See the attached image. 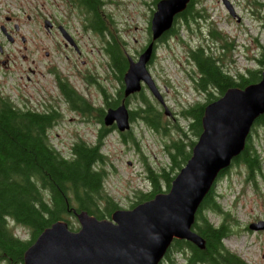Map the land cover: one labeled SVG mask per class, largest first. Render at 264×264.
I'll return each instance as SVG.
<instances>
[{
  "label": "rangeland",
  "instance_id": "1",
  "mask_svg": "<svg viewBox=\"0 0 264 264\" xmlns=\"http://www.w3.org/2000/svg\"><path fill=\"white\" fill-rule=\"evenodd\" d=\"M5 1L10 14L17 16L15 11L18 12V10L15 5L21 3L20 0ZM43 1L50 8L52 0ZM104 1L106 4L101 8L102 16L105 13L108 14L110 25L114 24L115 34L119 37L125 53L136 59L151 38L150 19L156 10L154 0ZM230 1L235 9L234 15L228 14L221 0H197L195 8L206 14L207 19H197L195 16L196 19L186 28L183 19L178 18L176 21L177 18H175L172 26L176 25L178 34L189 43V48H195L206 39L208 43L206 46H210L208 50L211 52L213 45L207 37L206 27L212 25L225 33L235 45V49L229 54L230 58L227 56L222 61L225 72L235 73L236 68L243 71L246 67H251V70L263 69L256 61L264 48V22L253 13V5L258 0ZM259 1L264 2V0ZM61 17L60 14L59 18ZM19 20L28 22L25 16ZM82 20L78 13L70 8L69 31L75 43L73 48L56 50L44 40L45 44L42 48L34 38L37 35L35 30L26 34L30 39L26 48L21 42L10 45L14 47V52L18 51L16 58L6 66L0 65V79L5 77L8 80L1 87L0 95H9L15 103H18L17 95L32 97V103H44L50 99V104L58 107L61 121L53 127L54 129L48 130V140L52 147L64 157L70 156L72 145L77 138L90 144L95 143L98 130L95 111L104 106L103 90H106L110 97H114L120 85L119 74L114 70L108 55L104 52L105 42L102 35L91 30L83 32ZM47 27L48 25L42 26V37L46 34ZM28 28H34L33 24ZM178 34L169 35L164 42H158L155 51L156 59L154 64L149 66V71L163 92L166 104L176 113V118L186 124L187 120L180 118V110L197 100L204 102L206 96L205 93L194 88L189 78L193 67L187 61L186 47L179 42ZM44 51H48L49 55L46 56ZM23 53L26 54L25 58L21 56ZM221 53L222 51L219 50L215 57L220 59ZM125 57L128 59L126 55ZM49 63L54 64L53 71L56 73L46 70V64ZM28 66H34L35 69L33 74L29 72L30 80L9 77V72H15L18 68L26 70ZM63 81L93 108L88 115L89 122L85 123L81 115L71 109L70 103L62 99L59 86ZM122 86L124 88L123 81ZM144 92L158 106L154 97L146 89ZM128 99L126 104L131 110L136 105L135 94L127 97L126 101ZM18 111L21 112L22 109ZM167 119L172 121L171 118L167 117ZM138 121L139 119L132 120L129 130L124 131L126 136L133 138V141L123 143L114 132L105 136L102 141L101 150L108 156L103 167L109 171L104 187L121 208H130L138 200L137 190L148 189L142 155L156 170L167 167L169 164L165 150V143L170 141L169 138L150 130L143 125L142 121ZM250 134L253 146L263 157V176L259 186L264 194V127L258 126L257 130L253 128ZM173 136H176L174 132ZM133 144H138L142 153L136 151ZM244 176H246L245 167L233 164L227 174L216 181L215 190L219 195L222 209L231 211L238 221L237 224H228L231 233L222 242L229 252L238 255L244 263L264 264V234L251 233L246 228L243 229L250 221L264 217V197L254 192L251 185L245 182ZM206 216L214 226L221 225V216L218 211L212 210V213H206ZM77 224L76 222L75 225ZM8 227L11 230L10 226ZM11 227L15 228L14 224H11ZM15 234L23 240L31 237L29 230L23 227H19ZM182 255L174 252L170 257L174 264H185L184 253ZM161 264L169 263L165 258Z\"/></svg>",
  "mask_w": 264,
  "mask_h": 264
},
{
  "label": "trees",
  "instance_id": "2",
  "mask_svg": "<svg viewBox=\"0 0 264 264\" xmlns=\"http://www.w3.org/2000/svg\"><path fill=\"white\" fill-rule=\"evenodd\" d=\"M81 1L92 14L93 20L90 19L88 23L91 31L102 35L105 42L104 52L119 74V91L114 97H110L103 90L104 106L95 111V118L98 115L103 126L100 127L103 128L101 133L98 132L97 143L76 140L69 157L62 156L48 140L50 117L25 110L19 112L7 98H0V264H24L23 256L27 248L45 228L58 220H65L71 229H75L78 226L75 225L76 213L86 211L98 219H104L109 218L120 207L104 187L109 171L103 167V163L108 156L101 151V144L103 137L115 127L105 126L101 116L106 107L114 106L119 98H124L122 76L128 61L119 37L115 34L114 24L110 25L107 13L104 16L101 14L102 1ZM156 1L154 0L155 3ZM196 3L197 0H190L185 9L176 15V21L178 18L183 19L186 28L196 19L195 16L197 19H207L206 14L195 8ZM253 6L264 8V2L257 1ZM261 18L264 22V14ZM206 31L209 42L213 45L212 52L208 50L210 46H206V39L195 48H189V44L180 38L176 25L158 40L164 42L169 35L178 34L179 42L186 47L187 61L193 67L189 78L197 91L205 93L204 102L197 100L180 110V118L187 120L186 124L178 119L175 122L168 120L144 89L135 94L136 105L130 110V119L142 120L157 133L167 136L170 141L165 143L169 160L167 167L156 170L142 155L149 189L136 191L138 200L132 207L169 190L171 181L190 157L195 139L202 132L201 119L206 104L216 100L229 88H245L261 78L262 69L246 68L244 72L235 70V74L225 72L222 61L227 56L230 58L229 54L235 49V45L225 33L212 25H208ZM219 50L222 51L220 59L215 57ZM155 59L154 51L149 65H153ZM256 61L261 68L264 67V48ZM67 95L70 96V93L67 92ZM70 98L73 101L72 106H83L90 110V114L93 111L91 105L72 89ZM255 123L264 127V113ZM173 132L176 136H173ZM125 138L133 141L131 136ZM136 151L142 153L138 144ZM261 163L262 158L249 135L243 150L232 160L231 165H243L247 176L255 178L262 175ZM226 171L228 169L222 170L219 175L223 176ZM207 209L224 214L220 227L217 228L209 222ZM229 216V211L222 209L210 189L196 211L193 224V230L204 240V247L199 248L189 241L174 239L166 258L171 261V253L180 251L189 254L186 264L199 261L207 264H246L236 254L229 252L222 243L223 238L231 232L228 227ZM7 218L29 230L31 237L22 240L16 236L14 227H10L12 231L9 229Z\"/></svg>",
  "mask_w": 264,
  "mask_h": 264
},
{
  "label": "water",
  "instance_id": "3",
  "mask_svg": "<svg viewBox=\"0 0 264 264\" xmlns=\"http://www.w3.org/2000/svg\"><path fill=\"white\" fill-rule=\"evenodd\" d=\"M190 0H158L150 19L151 40L137 59L128 56L122 76L125 97L145 85L171 111L149 70L155 40L167 32L176 14ZM230 14L229 0H222ZM264 113V69L259 81L245 88H229L206 104L201 119L202 132L191 155L171 181L169 190L127 209L115 210L110 219H98L86 211L76 213L79 227L71 230L64 220L45 228L24 252V264H159L173 239L187 240L199 248L203 238L193 231L195 214L211 189L217 174L228 167L244 148L254 121ZM105 125L119 131L130 127L125 103L109 108ZM249 229L263 230L264 220L252 222Z\"/></svg>",
  "mask_w": 264,
  "mask_h": 264
},
{
  "label": "flooded vegetation",
  "instance_id": "4",
  "mask_svg": "<svg viewBox=\"0 0 264 264\" xmlns=\"http://www.w3.org/2000/svg\"><path fill=\"white\" fill-rule=\"evenodd\" d=\"M12 1V0H9ZM5 0H0V46L2 47V51L0 52V65L6 66L10 63L11 60H15L18 51H13L14 47H10V45H16L17 43L21 42L23 46L26 48L29 36L26 35L27 33H32L35 30L37 31V35H35V39L37 43L43 48L44 41L48 42L53 49H66V48H73L72 46L75 45L74 39L69 31V14L70 8L78 13V15L83 19L81 23V30L83 32H89L91 28L89 27V20H93L92 14L86 7V4L81 0H52L50 3V8L47 6L43 0H20L21 3H16L15 8L18 10L15 11L17 16L10 14V9H7ZM14 12V11H13ZM19 13V14H18ZM61 14V18L59 15ZM26 17L28 22L20 21L19 18ZM47 22V23H46ZM33 24L34 28H28L30 25ZM48 25L46 28V34L42 37V26ZM44 40V41H43ZM45 55L48 56L49 52L44 51ZM23 58L26 57V54H21ZM34 62V59H32ZM128 65V63H127ZM46 70L50 73H56L55 66L52 63L46 64ZM53 71V72H52ZM29 72L33 74L35 72L34 66H28L25 69L18 68L15 72H9V77H15V79H23L30 80L31 76ZM8 80L3 77L0 79V89L4 86ZM65 81H63L59 86V91L62 95V99L66 103H70V107L72 110L78 112L81 117L83 118L84 122H89L88 115L90 114L89 109L83 108V106H72L73 101L71 100V89ZM123 89V87H122ZM45 90V89H44ZM67 92L70 93V96L67 95ZM1 94V93H0ZM32 97L28 98L27 96H20L17 95L18 103H16L22 110L29 111L31 113H38L46 115L50 117V122L48 125L49 129H54L60 120V112L58 107L55 104H50V99H47L44 103H32ZM81 98V97H80ZM103 98V97H102ZM127 98V97H126ZM126 98H119V101L115 103L114 106H108L105 108H115L117 107L122 99L125 103ZM83 99V98H81ZM84 100V99H83ZM103 104V101H102ZM104 113L101 116V119L104 118ZM96 123L98 125V130L96 134V141L97 143V136L98 132L101 133L103 128L102 124L99 122V117H96ZM149 128V127H148ZM151 130V128H149ZM113 132L118 136L121 142L122 135L126 132ZM77 138L76 140H79ZM75 140V141H76ZM125 143V142H123ZM250 185H253L254 178H250L247 175L244 177ZM216 185V183H215ZM213 195L215 193L214 189H212ZM249 230L246 226L243 229ZM245 231V230H244ZM251 233L257 234H264V230H249ZM199 264H207L203 261H199Z\"/></svg>",
  "mask_w": 264,
  "mask_h": 264
}]
</instances>
